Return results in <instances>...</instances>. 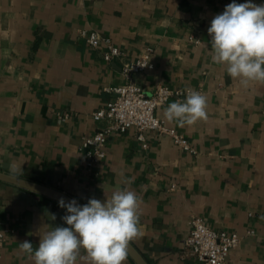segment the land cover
Here are the masks:
<instances>
[{
  "label": "crops",
  "instance_id": "obj_1",
  "mask_svg": "<svg viewBox=\"0 0 264 264\" xmlns=\"http://www.w3.org/2000/svg\"><path fill=\"white\" fill-rule=\"evenodd\" d=\"M233 0H0V171L64 192L83 204L115 187L141 197L140 235L130 242L149 264H198L185 251L191 220L237 233L227 264H264V84L247 88L211 59L207 29ZM246 3L249 0H235ZM261 5L264 0H251ZM82 31L118 47L111 63ZM150 54L154 68L134 81L152 96L182 90L156 114L196 154L157 131L113 132L107 157L88 168L84 138L109 125L93 113L115 98L124 63ZM187 89L207 97V121L181 127L165 109ZM125 181L130 183L125 184ZM45 210L55 225L66 209L45 196L0 182V225L8 230L0 264H34L22 252ZM82 255H85L82 252ZM78 264H88L79 260ZM124 264H135L127 255Z\"/></svg>",
  "mask_w": 264,
  "mask_h": 264
},
{
  "label": "clouds",
  "instance_id": "obj_2",
  "mask_svg": "<svg viewBox=\"0 0 264 264\" xmlns=\"http://www.w3.org/2000/svg\"><path fill=\"white\" fill-rule=\"evenodd\" d=\"M207 31L214 64L225 65L227 74L245 88L264 84V4L233 0L212 19ZM164 117L181 127L207 121V97L187 89L186 100L172 102ZM141 203L136 192L119 186L103 201L90 198L81 205L60 198L59 207L66 209L61 219L67 226L49 223L56 215L45 210L47 219L42 218L35 233H30L39 237L38 248L25 240L20 250L32 254L34 264H78L82 259L88 264H124L129 242L140 235Z\"/></svg>",
  "mask_w": 264,
  "mask_h": 264
},
{
  "label": "built area",
  "instance_id": "obj_3",
  "mask_svg": "<svg viewBox=\"0 0 264 264\" xmlns=\"http://www.w3.org/2000/svg\"><path fill=\"white\" fill-rule=\"evenodd\" d=\"M81 36L94 50L100 49L102 43L105 44L103 59L107 63L122 56L118 47L102 38L97 32L82 31ZM153 68L154 63L150 54L124 63L122 67L124 83L112 90L115 98L93 113L97 122L106 120L109 125L99 128L95 134L84 138L81 145L88 168H93L107 157V143L111 133H125L132 128L136 130L137 140L142 143L143 149L148 148L145 133L154 130L169 136L183 151L190 154L197 153L184 136L167 127L156 114L158 108L164 106L171 98L181 97L185 92L159 86L155 93L149 96L142 87L135 83L136 74ZM7 234L8 230L0 225V257ZM240 241L239 234L215 231L202 218L195 217L191 220V231L184 241V246L186 253L192 256L198 264H227L229 253L238 247Z\"/></svg>",
  "mask_w": 264,
  "mask_h": 264
},
{
  "label": "water",
  "instance_id": "obj_4",
  "mask_svg": "<svg viewBox=\"0 0 264 264\" xmlns=\"http://www.w3.org/2000/svg\"><path fill=\"white\" fill-rule=\"evenodd\" d=\"M0 182L8 185H12L30 192L37 193L39 195L45 196L51 200L58 203L60 198H64L65 202L70 201L74 198L68 194L58 191L54 188L39 184L37 182L29 181L17 176H13L0 171ZM79 204L83 205L80 201L75 199ZM127 255L135 264H149L143 255L137 250V248L129 242L127 246Z\"/></svg>",
  "mask_w": 264,
  "mask_h": 264
}]
</instances>
